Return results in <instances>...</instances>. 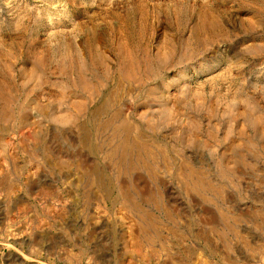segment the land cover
Wrapping results in <instances>:
<instances>
[{
	"label": "rangeland",
	"instance_id": "1",
	"mask_svg": "<svg viewBox=\"0 0 264 264\" xmlns=\"http://www.w3.org/2000/svg\"><path fill=\"white\" fill-rule=\"evenodd\" d=\"M124 119L169 149L157 183L144 169L118 179ZM185 164L218 194L187 189ZM110 177L160 188L177 221L143 205L164 244L141 241ZM258 210L264 0H0V264H264Z\"/></svg>",
	"mask_w": 264,
	"mask_h": 264
},
{
	"label": "bare ground",
	"instance_id": "2",
	"mask_svg": "<svg viewBox=\"0 0 264 264\" xmlns=\"http://www.w3.org/2000/svg\"><path fill=\"white\" fill-rule=\"evenodd\" d=\"M150 69V68H149ZM151 70V69H150ZM157 71V70H156ZM151 72V71H150ZM158 73V72H156ZM131 75V74H130ZM93 76V75H92ZM135 76V75H134ZM149 76V75H148ZM136 77V76H135ZM123 98V95H119L118 91L113 92H108V95L105 97L104 102H102L103 104L96 107L95 110H93L92 114L90 116H93L95 119L98 116H101L102 114L106 113L108 108L110 110V107L115 105L116 103H118V101H120ZM92 99V98H91ZM79 104V103H78ZM101 104V103H100ZM117 110V109H116ZM2 112V111H1ZM46 114V113H45ZM108 114V113H107ZM116 118H120L121 117V112L117 111L114 114ZM25 119V118H24ZM93 121V119H92ZM111 121V120H110ZM152 121V120H151ZM99 122V121H98ZM95 123V121H94ZM102 123V122H101ZM101 123H100V127H101ZM112 122H106L105 124H103V128L105 127H110V124ZM154 123V121L152 122V124ZM157 123V122H156ZM155 123V124H156ZM160 123V122H159ZM98 125V123H96ZM159 125V124H157ZM95 126V125H92ZM136 128V129H135ZM130 123V121L128 122V120L124 119L122 120V122L120 124H118L115 127V131H118V129H120L122 132V134L124 135L123 138H121L122 140L117 143L119 144V149L118 148H114V151H110L109 154L108 152H105L106 155L108 154L109 158L110 157H115L116 156V162H115V167H116V171H117V175L119 176L118 179H120V177L124 176V175H132L136 170L139 169H144L145 171H147V173L149 174V176L153 179L154 182H158V178H157V172L155 169L158 167L156 164L155 166H153L154 162L156 161L157 157H161L163 161L167 162L169 161V158L167 157L168 153H166V150H169L166 148V150L163 148H159L158 146V150H154L152 147L150 148L146 142L142 143L139 142L137 139H133L134 137L131 138V133L132 132H136L138 133L139 136H143L141 131L139 132V130L137 129V126H135ZM150 128V127H149ZM97 129V128H96ZM101 129V128H100ZM99 129V130H100ZM105 131V130H104ZM83 132V131H82ZM86 132V131H84ZM83 132V133H84ZM87 134V133H86ZM133 134V133H132ZM103 135V134H102ZM118 135V134H117ZM116 135V136H117ZM135 135V134H134ZM133 135V136H134ZM84 137V136H83ZM114 137V136H113ZM139 138V137H138ZM112 139V138H111ZM120 139V138H119ZM118 139V140H119ZM84 140V139H83ZM90 140V139H89ZM92 141V140H91ZM104 141V140H103ZM148 141V140H147ZM90 142V141H89ZM108 142V141H107ZM106 142V143H107ZM105 143V142H104ZM157 143V142H156ZM111 144V143H110ZM106 145V144H105ZM104 145V146H105ZM111 146V145H110ZM116 146V145H115ZM163 147V146H162ZM95 148V147H94ZM110 148V147H109ZM98 149V148H97ZM117 151H119V153L116 155ZM160 151V152H159ZM166 151V152H165ZM172 151V150H171ZM51 158V157H50ZM108 158V157H107ZM114 159V158H113ZM110 160V159H109ZM160 160V159H159ZM172 160V159H171ZM82 161V160H81ZM115 161V160H114ZM161 161V162H163ZM114 163V162H113ZM159 163V161H158ZM177 163V162H175ZM182 163L184 164V162L182 161ZM181 163V164H182ZM188 164V163H186ZM185 164V165H186ZM164 165V164H163ZM166 165V164H165ZM177 165V164H176ZM174 167V166H173ZM179 167V166H178ZM181 167H185L186 169H184V171L186 170L185 173V181H186V186L187 189H194V191H196L197 193H199L203 198L205 197L206 200L210 197L206 196L207 193L212 192L215 194H218L217 189L212 185V184H208L203 176L200 175H196L195 173L198 171L195 170V168L193 169L191 166L186 165V166H182ZM202 172V171H201ZM204 172V171H203ZM86 173V172H85ZM95 174V178L94 181L95 182H105V177L103 175H101L99 173V169L97 167L92 168L90 171H87L86 176H88L89 178L91 177V175ZM104 174V173H103ZM196 175V176H195ZM91 177V179H93ZM183 178V177H182ZM109 183H111V185H114V187L117 185V190L118 193L116 196L112 197L113 192L108 191V196L109 198L114 200V203L119 200L122 199V202L124 204H127V206L134 212V214L140 219V223L139 225V236L141 238V241L145 240V243L148 244H156L161 242L160 244H164V240H165V236H162V233L160 232L161 230V224L158 222L157 218L155 217V213L153 214L148 208L144 207L143 204L148 205L150 208L152 207L153 209H155L156 211L160 212V214H163V216L167 219H170V221H177L175 220L173 213L165 206V204L163 203V197H162V193L160 191V188H158V186L156 188H150L148 190H144V189H138V188H133L131 185L127 184V183H119L116 178L112 179L111 177L109 178ZM115 180V181H114ZM156 182V183H157ZM108 184V182H106ZM102 184V183H101ZM106 184V185H107ZM159 185V184H158ZM102 186V185H101ZM140 188V187H139ZM147 189V188H146ZM108 190V189H107ZM116 190V189H115ZM222 194V193H221ZM221 196V195H220ZM166 203V202H165ZM129 209V210H130ZM259 211V210H258ZM262 211V210H261ZM259 211V213L261 214V216H264V212ZM264 218V217H263ZM224 219V218H223ZM166 220V219H165ZM207 221V220H206ZM212 221V220H211ZM216 222V221H215ZM176 223V222H175ZM174 223V224H175ZM196 223H194L191 220H187L186 224H184L183 226H185L187 228L188 231L192 232L194 229V225ZM177 225V224H176ZM175 225V226H176ZM226 225V224H225ZM172 226V224H171ZM170 226V227H171ZM174 226V225H173ZM172 226V227H173ZM204 226V225H203ZM229 226V225H227ZM169 227V226H168ZM167 227V228H168ZM169 227V229H170ZM177 227V226H176ZM215 227V226H214ZM223 227V226H222ZM166 228V227H165ZM229 230H231V226L227 227ZM176 229V228H175ZM216 228H213L214 232L217 230H215ZM164 230V229H163ZM171 230V229H170ZM212 230V231H213ZM223 231V230H222ZM235 232V231H234ZM218 235L223 238V236L225 237V235L221 234V232H217ZM224 233H226V231H224ZM178 232H174V235H178ZM199 234V233H198ZM201 235V234H200ZM184 237V236H183ZM181 238V237H180ZM179 238V239H180ZM182 239V238H181ZM224 239V238H223ZM167 242V241H166ZM168 245V244H167ZM165 247V245H164ZM174 254V253H173ZM176 256V255H175ZM179 256V255H178ZM171 257H169L170 259ZM178 259V258H175ZM174 260V259H173ZM182 261V260H181ZM180 261V262H181ZM231 261V260H230ZM177 262H175L176 264ZM166 264V263H165ZM182 264V262H181Z\"/></svg>",
	"mask_w": 264,
	"mask_h": 264
}]
</instances>
